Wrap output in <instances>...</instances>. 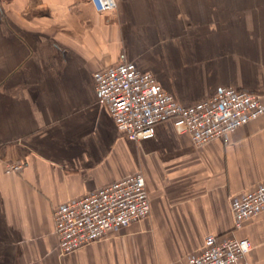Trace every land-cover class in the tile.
Instances as JSON below:
<instances>
[{"label": "crops", "instance_id": "0c3cea01", "mask_svg": "<svg viewBox=\"0 0 264 264\" xmlns=\"http://www.w3.org/2000/svg\"><path fill=\"white\" fill-rule=\"evenodd\" d=\"M115 1L0 0V264H184L210 235L264 264V211L235 231L229 208L264 182V114L199 148L169 122L132 141L93 80L132 62L182 106L223 87L264 103V0ZM136 172L149 215L61 255L53 209Z\"/></svg>", "mask_w": 264, "mask_h": 264}, {"label": "built area", "instance_id": "2783aa9c", "mask_svg": "<svg viewBox=\"0 0 264 264\" xmlns=\"http://www.w3.org/2000/svg\"><path fill=\"white\" fill-rule=\"evenodd\" d=\"M96 13L116 9L115 0H88ZM99 103L108 107L116 129L132 141L152 139L155 126L169 122L176 133L187 134L195 147H202L264 114L259 95L228 87L210 100L189 106L178 104L155 78L121 62L93 74ZM23 164L10 162L6 174L20 173ZM233 230L264 211V182L230 199ZM150 203L144 177L128 175L55 207L54 233L61 255H67L106 237L109 233L146 218ZM248 239L207 236L197 254L184 264H250Z\"/></svg>", "mask_w": 264, "mask_h": 264}]
</instances>
